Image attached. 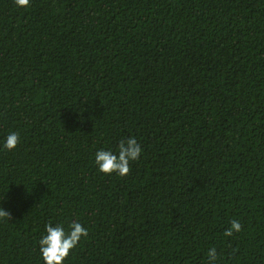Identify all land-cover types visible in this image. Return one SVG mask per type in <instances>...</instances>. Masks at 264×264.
Instances as JSON below:
<instances>
[{"label": "trees", "instance_id": "trees-1", "mask_svg": "<svg viewBox=\"0 0 264 264\" xmlns=\"http://www.w3.org/2000/svg\"><path fill=\"white\" fill-rule=\"evenodd\" d=\"M0 264H264V0H0ZM135 137L124 177L93 164ZM232 220L241 231L225 237Z\"/></svg>", "mask_w": 264, "mask_h": 264}, {"label": "clouds", "instance_id": "clouds-1", "mask_svg": "<svg viewBox=\"0 0 264 264\" xmlns=\"http://www.w3.org/2000/svg\"><path fill=\"white\" fill-rule=\"evenodd\" d=\"M17 8H28L30 0H15ZM20 142L18 132H8L3 141L0 142V150L12 151L16 149ZM143 149L137 139L129 137L119 142L116 150L99 149L94 153L93 164L98 173L116 174L124 177L129 174L130 162L139 159ZM9 218V214L0 208V219ZM241 231L239 220H232L228 228L224 231L225 237H230L234 232ZM88 235V230L78 221H71L67 227L64 224H45L44 230L37 241L39 252L43 264H63L69 252L76 247L82 237ZM208 264H215L217 252L215 247L209 248L206 253Z\"/></svg>", "mask_w": 264, "mask_h": 264}]
</instances>
